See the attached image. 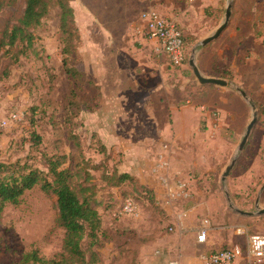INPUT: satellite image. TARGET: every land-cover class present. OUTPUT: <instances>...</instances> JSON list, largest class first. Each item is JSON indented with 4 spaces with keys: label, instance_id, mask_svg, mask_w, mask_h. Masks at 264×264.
<instances>
[{
    "label": "rangeland",
    "instance_id": "rangeland-1",
    "mask_svg": "<svg viewBox=\"0 0 264 264\" xmlns=\"http://www.w3.org/2000/svg\"><path fill=\"white\" fill-rule=\"evenodd\" d=\"M142 1L141 3H138V0L70 1L74 8L75 52L67 54L66 58L68 65L75 69L76 78L69 75L64 67L65 42L60 28V8L55 3L41 24L31 29L30 47L24 50L23 44H17L0 51V161L28 162L34 167L47 170L48 158L53 154H62L66 156L62 167H72L71 159L78 151L73 141L75 137L76 139L78 137L81 143L85 159L93 163L92 165L99 163L100 166L103 164L111 168L110 166L116 162L124 160L125 151L115 153L109 147L107 149L112 154L110 159L106 158V155L100 152L98 136L92 133L98 132L102 124L110 123L111 120L119 123L120 116L126 117L122 125L128 128L133 123L130 115L143 117L145 114L143 110H138L142 113L136 112L137 103L125 102L127 110H122V104L112 99L116 89V77L127 73L116 69L115 65L122 54L116 53L127 41L132 38L138 39L136 20L138 13L146 7ZM187 1L192 3L194 0ZM230 1H233L232 15H236L233 28L240 25L247 30L246 18L254 15H259L263 19L264 0H222L223 7ZM182 2L184 3L183 0ZM24 7L25 0H15L12 3L10 0H0V35L7 18L13 12L16 15L13 19L18 18ZM181 9L182 7L172 11L165 9V12L179 27L184 29L185 24L188 26L191 24L192 31L198 34L197 37L203 36L207 29L201 17L189 16L187 11ZM258 29L260 36L258 39L255 38L252 46L254 45L260 62L256 59L250 60L248 65L251 72V65H259L256 69L258 71L244 76V81L238 78L237 84L232 83L234 86L237 85L239 90L248 91L252 99L245 104L246 121L241 127V132H235L230 119L220 129L215 126H202L204 135L201 141L204 142V146L187 151L183 158L184 165L189 169L187 174L177 172L176 174L172 168L174 174L190 180L193 191L199 193L195 210L196 220L209 219L211 230L208 238L211 249L239 244L246 250L250 235L264 234V214H257L259 208H264V110L261 111V116L257 111L259 119L246 146L242 151L236 152L254 111L258 108L264 109L263 20ZM186 38L188 59L183 66L172 65L166 55L156 51L157 55L168 62L171 89L166 99H169L171 104L175 101L174 105L177 107L187 104L192 95L190 92L198 82L189 64V58L194 50L197 58L201 50V45L198 44L200 39L194 42L195 38L191 39L188 34ZM133 44L137 48L143 45L139 40ZM122 56L128 57L124 54ZM127 61L130 63V59ZM245 63L243 61L240 64L244 70ZM4 70L8 71V75L2 74ZM235 91L239 93L238 89ZM79 101H82V104ZM75 102L80 107L78 112L72 107ZM160 112L163 113L161 110ZM238 125L239 122L236 121L235 126ZM34 130L42 137L39 145H33L31 137ZM105 132L102 131L101 136L112 140L110 131L107 129ZM152 152L150 153L153 155L156 151ZM235 156L236 165L223 180L225 168ZM74 167L76 172H80L78 177L74 178V186L83 197L93 189L81 190V184L87 183L84 181L86 171L81 163ZM87 171L94 177L90 182V185H93L97 178L101 177L102 172L93 169ZM125 191L136 192L131 185ZM101 193L102 191L99 192ZM139 195L141 196L140 193ZM120 202L121 200H118L111 204L114 206L113 211L118 208ZM141 203L143 208L137 217L119 213L113 217V212L111 214L106 212L111 209L100 204L99 210L107 228L101 236L99 246L96 247L100 253L96 264H123L127 259L129 263V258L119 259L121 255L118 246L122 241L140 244L136 245L139 253L131 264H154L155 244L166 234H160L158 230L170 229L168 233L171 234L174 232V224L170 223L169 217L164 221L156 218L159 217L158 212L146 199ZM190 204L193 202L181 203L178 211ZM55 215L56 196L53 193H46L39 186L26 191L19 204H7L0 214V264L19 262L22 254L32 248H37L40 255L45 258H52L58 253L61 250L63 231L52 230ZM239 229L243 232L238 233ZM154 234L163 236H158L153 243H145V240ZM85 245L87 246V242ZM157 264L168 263H160L157 260ZM242 264H264V260L254 261L244 255Z\"/></svg>",
    "mask_w": 264,
    "mask_h": 264
},
{
    "label": "crops",
    "instance_id": "crops-1",
    "mask_svg": "<svg viewBox=\"0 0 264 264\" xmlns=\"http://www.w3.org/2000/svg\"><path fill=\"white\" fill-rule=\"evenodd\" d=\"M183 1L184 6L182 0H143L142 2H145L146 7L138 13L135 26L137 27L140 24L141 13L145 10L153 9L170 16L165 12V9L172 11L182 7L181 11H187L189 16L201 17V21L205 23L207 32L199 38L197 37L198 34L192 31L191 24L189 26L184 25V30L194 35L196 41L200 39V43L202 39L211 35L225 18L227 5L225 4L223 7L222 0H194L192 3L187 0ZM138 3H141V0H138ZM222 8H225L223 13L219 11ZM208 9L215 10L217 16L216 14L208 15L206 12ZM235 17L236 15H231L230 22L221 35L206 46H201V50L195 58L203 75L226 79L229 84L222 86L213 83L202 84L198 81L196 87L190 92L192 95L187 100V104L180 107L175 106V101L171 104L170 100L166 99L171 89L168 74L169 67L168 62L157 55L158 43L155 40H146L137 33L139 35L138 39L132 38L117 50L116 54H122H120L115 65L116 69L127 73L116 77V89L112 99L114 102L122 104V110H127L125 102L137 103L136 112L143 110L145 114L143 117L130 115V120L133 123L128 128H124L122 125V121L126 117L120 116L119 123L111 120L110 123L102 124L103 130L101 128L97 134L113 152L125 151L124 160L119 163L120 171L129 172L154 188L159 202L164 200V187L159 183L151 169L154 166L156 156L162 151L164 143L169 144L167 156L174 172L182 175L187 174L189 169L184 165L183 158L187 151L200 149L204 146V142L201 141V137L204 135L202 126L213 127L214 119L210 115L209 109L220 112L217 129L227 124L230 119L235 132L239 133L246 121L245 104L252 99L249 97L248 91L242 90L246 93V96L239 89V93L235 91L237 85L234 86L232 83L237 84L238 78L243 80L244 76L252 74L259 68V65H251V72L248 65L250 60L256 59L260 62L259 57L256 55L258 53L252 44L255 43V38L258 39L260 36L258 27L260 22L264 21V17L262 19L259 15H254L251 18H246L248 22L247 30L241 28L240 25L233 28ZM136 40L143 44L142 47L137 48L134 46L133 43ZM123 54L128 57H123ZM129 59L130 63L127 61ZM243 61L246 62L245 70L240 65ZM222 75L231 76L232 78H225ZM109 99H111L110 95ZM202 106L208 108V110L203 111ZM256 111H259V108ZM259 116H261L260 111ZM259 116L257 114V120ZM112 118L110 117V119ZM236 121L239 122L238 127L235 126ZM107 129L113 136L112 140L101 136L102 131L105 132ZM150 152H155L154 157ZM197 195L199 193L195 192L192 201H189L193 204L182 208L180 211H178V206L181 203H177L171 208H165L170 223L174 224V232L165 234L157 244L154 243L156 247V254L153 258L154 264H157V260L160 263L166 262L168 264L173 260L177 261L178 264H201L200 256L203 252L216 250L211 249L209 238L205 244L197 241V232L201 226V220H196L195 215L198 205L196 202L199 199ZM210 226L209 221V235ZM158 246L159 249H157ZM263 260L264 258L260 262H263ZM143 262L146 261L143 260Z\"/></svg>",
    "mask_w": 264,
    "mask_h": 264
},
{
    "label": "trees",
    "instance_id": "trees-1",
    "mask_svg": "<svg viewBox=\"0 0 264 264\" xmlns=\"http://www.w3.org/2000/svg\"><path fill=\"white\" fill-rule=\"evenodd\" d=\"M14 1L15 0H10L11 3ZM70 1L71 0H25V7L20 16L13 19L16 16L15 12H13L4 24L0 35V51L6 50L7 47L16 46L17 44H23L24 50L30 47L32 45L31 29L41 24L42 20L48 15L50 8L55 3L60 8V28L62 29L63 40L65 42V47H63V54L65 56L63 60L64 67L69 75L76 78V71L73 67L68 65L66 58L67 54H73L75 52V49H73V38L76 34V30L73 27L74 8ZM219 11L223 13L224 8ZM206 12L208 15L216 14L217 16L215 10L208 9ZM212 12L214 14H212ZM181 29L187 49L186 34H188L191 39L195 38V41L196 37L183 28ZM2 74L8 75V71L4 70ZM222 77L230 79L231 76L222 75ZM73 93L76 95L75 92ZM79 102L82 104V101ZM72 107H75V112L79 111L80 107L77 106L76 102ZM263 110L264 109H259L260 113ZM92 135L98 136L99 139L97 142L100 144V152L106 155V158L110 159L112 152L107 149L108 146L102 141L97 132H93ZM31 139L33 145H39L42 142L41 135L35 130L32 132ZM73 141L78 151L71 159L72 167H62L66 159V156L62 154H53L48 158L47 170L34 167L28 162L0 161V214L7 204H19L26 191L39 186L46 193H53L56 196V215L54 217L52 230L56 231L57 229H61L63 231L61 250L52 258H45L40 255L37 248H32L22 254L19 262H13L12 264H96L97 258L100 255L96 247L99 246L101 236L107 228L105 219L99 210L100 204H104V208H110L111 211L109 210L106 212L109 214L113 212L112 215L114 217L117 216L118 213L125 214L121 212L124 199H133L140 210L143 208L141 202L146 199L155 207L156 212H158L159 217L156 218L163 221L168 218L167 211L159 203L154 188L143 183L137 176L129 172L120 171L118 162L110 166L111 168L103 164L100 166L99 163H94L95 165H92L93 163H89L88 160L85 159L78 137L77 139L75 137ZM80 163L86 171L84 181L87 182L85 183L87 185L81 184L80 188L83 191H86L88 188L93 189L83 197L74 186V178L78 177L77 175L80 174L79 171H75L74 165L76 166ZM88 169L101 170L102 172L101 177L97 178L93 185H90V182L94 180V177L92 173L87 171ZM97 182H100V184ZM129 185H131L133 191L135 190L136 192H126L125 190ZM100 191H102L101 194H99ZM101 196L102 198H100ZM121 197L123 198L119 199ZM118 200H121V202L118 208L113 211L112 208L114 206L111 204L116 203ZM169 230L170 229L158 230V232H160V234H167ZM158 236L163 235L154 234L148 237L145 243H153ZM85 242H87V246ZM127 244L130 246H126ZM136 245L140 246L139 243L127 241L125 243L122 241V243L119 244L118 250L121 255L119 259L123 260L129 258V263L127 259L123 264H131L134 257L139 253Z\"/></svg>",
    "mask_w": 264,
    "mask_h": 264
},
{
    "label": "built area",
    "instance_id": "built-area-1",
    "mask_svg": "<svg viewBox=\"0 0 264 264\" xmlns=\"http://www.w3.org/2000/svg\"><path fill=\"white\" fill-rule=\"evenodd\" d=\"M136 31L142 38L155 40L158 43V52L166 55L174 66H183L188 53L183 38L181 27H179L172 17L165 15L157 10L148 9L141 13L140 24ZM203 111L208 108L202 106ZM209 113L214 119L213 126H218L220 121V112L210 110ZM169 144L164 143L163 149L155 158L154 166L151 171L164 187V200L160 204L164 208H171L177 203L190 201L193 197L191 181L175 175L172 171L171 162L167 156ZM122 213L139 216L140 208L137 203L126 198L123 201ZM172 230V228H171ZM241 229L238 233H242ZM209 236V220L204 219L197 232V241L205 244ZM245 253V254H244ZM246 255L254 261H261L264 258V234H252L248 238L246 250L239 244H233L226 248L203 252L200 256L201 264H242ZM170 264H178L173 260Z\"/></svg>",
    "mask_w": 264,
    "mask_h": 264
},
{
    "label": "water",
    "instance_id": "water-1",
    "mask_svg": "<svg viewBox=\"0 0 264 264\" xmlns=\"http://www.w3.org/2000/svg\"><path fill=\"white\" fill-rule=\"evenodd\" d=\"M232 5L233 2L230 1L227 4L226 7V12H225V18L223 20V22L215 29V31L205 37L204 39H202L200 41V45L201 46H206L207 44H209L210 42H212L214 39L218 38L221 33L225 30V28L228 26L230 19H231V15H232ZM196 50L193 51V54L190 56L189 58V64L193 69V72L195 74V76L197 77L198 81L202 84H206V83H213V84H218V85H222V86H226L229 84V82L226 79L223 78H219V77H209V76H205L202 74L201 70L199 69L197 63H196ZM236 89H239L238 87ZM242 94L244 96H246V93L244 91H242ZM253 107L255 108V105H253ZM257 122V111H254V116L252 117L251 121L249 122L247 128H246V132L244 134V137L242 139V141L240 142L238 148H237V153L242 151L248 141V138L251 134L252 128L254 126V124ZM237 162V156H235L232 161L230 162V164H228L225 168V171L223 173V177L222 179L225 180L227 176H229L231 170L234 168L235 164ZM257 206L259 205L258 201H257ZM231 205V204H230ZM242 213H247V214H253L251 212H247V211H241ZM257 214L262 215L264 214V208H259V210L257 211Z\"/></svg>",
    "mask_w": 264,
    "mask_h": 264
}]
</instances>
